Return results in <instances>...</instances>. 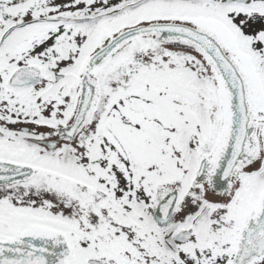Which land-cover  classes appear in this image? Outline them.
<instances>
[{"label": "snow or ice", "instance_id": "obj_1", "mask_svg": "<svg viewBox=\"0 0 264 264\" xmlns=\"http://www.w3.org/2000/svg\"><path fill=\"white\" fill-rule=\"evenodd\" d=\"M0 264H264V0H0Z\"/></svg>", "mask_w": 264, "mask_h": 264}]
</instances>
